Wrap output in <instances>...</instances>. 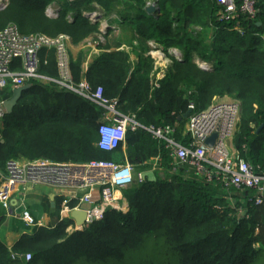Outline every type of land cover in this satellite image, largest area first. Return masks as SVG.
I'll use <instances>...</instances> for the list:
<instances>
[{"label":"trees","instance_id":"trees-1","mask_svg":"<svg viewBox=\"0 0 264 264\" xmlns=\"http://www.w3.org/2000/svg\"><path fill=\"white\" fill-rule=\"evenodd\" d=\"M52 1L58 15L48 16L46 5ZM90 2L134 26L140 39H154L165 52L178 48L183 57L172 58L158 87L151 88L150 56L138 53L132 66L127 54L111 51L82 72L79 55L70 61L75 81L85 76L92 87L102 86L106 97L117 99L121 113H134L144 126L183 125L186 119L179 117L189 100L199 110L215 95L236 98L241 113L234 147L252 164L264 165V0L254 21H242V34L230 29L232 22L217 19L213 0H157L155 14L146 12L144 0H9L0 9V29L15 23L24 34L65 33L77 44L98 31L101 15L93 21L82 10ZM209 22L217 30L208 44ZM190 25L202 29L188 30ZM193 53L212 59L213 67H198ZM47 59L40 71L56 77L52 50ZM30 84L1 120L2 169L7 161L24 157L56 162L125 158L144 170L158 156L156 179L123 189L126 211L107 209L82 229L66 232L73 220L64 218L54 227L39 226L22 235L10 249L0 240V264H264V202H250L249 190L243 196L232 191V196L186 166L173 172L164 144L142 128L127 130L125 151L123 143L113 151L100 150L93 142L103 109L53 85ZM12 90L0 89V101L9 99Z\"/></svg>","mask_w":264,"mask_h":264},{"label":"built area","instance_id":"built-area-1","mask_svg":"<svg viewBox=\"0 0 264 264\" xmlns=\"http://www.w3.org/2000/svg\"><path fill=\"white\" fill-rule=\"evenodd\" d=\"M213 1L217 7V19L232 22L230 29L242 34V21H254L263 0ZM3 2L0 0L1 8L5 7ZM51 5L53 12L59 9L57 3L52 2L46 7V12L50 11ZM94 14L98 13L92 12V16ZM71 45V39L65 33L56 36L39 32L24 34L15 23H8L0 29V89H14L34 81L70 91L103 109V118L97 126L96 146L100 150L113 151L125 142L127 130L142 128L164 144L172 159L170 166L173 172L186 166L206 181L217 182L225 190H236L239 196L249 190L248 200L255 205L263 204L264 165L249 162L233 144L241 113V102L238 99L213 97L207 107L199 110L193 100H189L187 109L191 112L180 130L177 124L144 126L136 120L134 113H121L117 108V99L106 97L102 86L92 87L85 76L78 81L73 79L70 68ZM51 50L58 69L56 77L40 71L41 66L47 63L48 52ZM209 67L202 66L206 69ZM153 85L158 86L156 80ZM4 102L0 101V122L5 114ZM212 133H216V137L213 145L208 146L205 139ZM157 163L158 156L155 157V169ZM143 172H135L134 166L125 158L123 161L67 162H53L44 158L27 161L11 159L7 161L0 180V208L7 209L12 205L21 207L17 215L25 226H44L27 208L23 192L29 185L48 183L60 188L58 194L62 200L57 222L64 218L72 219L70 214L73 210H83L85 219L82 226H77L72 219V225L67 227L82 229L101 219L107 209L127 208L125 199L116 193L135 181H143ZM229 199L232 198L229 196ZM240 211L242 214L243 210ZM16 257L21 255L13 254V258ZM24 258L28 260L30 254H25Z\"/></svg>","mask_w":264,"mask_h":264},{"label":"crops","instance_id":"crops-1","mask_svg":"<svg viewBox=\"0 0 264 264\" xmlns=\"http://www.w3.org/2000/svg\"><path fill=\"white\" fill-rule=\"evenodd\" d=\"M52 2H54V1H52ZM49 4L50 3H48L46 6H48ZM94 6L97 8V9L94 8L95 11L98 10V12H99L101 10V7L95 2H94ZM155 7H156L157 11H159L157 0H155ZM98 26H99L98 31L95 33L96 34L95 36H93V37L89 36V37L83 39L82 41H80L79 43L72 44L70 46V55H71L72 59H76L79 55L81 56L80 68L82 69V72H86L89 65L93 61H95L96 59L101 57L103 54H106L107 52H111V51H120L124 54H127L129 57L128 60L132 63V66L135 62H138L139 55H138L137 50L139 49L138 45H139L140 38H139V35L137 34L136 30H134L133 34L131 32L129 35L128 32H126V33L124 32L125 31V30H123L124 28H119V29L114 28L117 30H113L114 32H111V30H112L111 25H109V23L107 24L106 22H100ZM193 26L197 27L198 30L202 29V27L199 25H193ZM216 30H217V27L209 22L208 25L206 26V32H205V34H206L205 42L206 43L209 44L212 42V38L214 37ZM119 36H120V38H119ZM111 37L112 38L114 37V39L112 40L113 43L109 42L106 44L107 41H111V40H109ZM91 39H94V40H91ZM96 39H97V41H95ZM155 45L162 46L161 44L156 43V42H155ZM172 49L180 51V49H178V48L173 47ZM161 51L163 53H168V56H169L168 59L172 61V58H174V57L171 56L170 51L165 52L163 50V47L161 48ZM181 55L183 56L182 52H181ZM193 55L204 60L205 62H208L210 64L211 68L213 67L212 59L202 58V57L198 56L196 53H193L192 54V61H193ZM145 56L151 57L150 53L145 55ZM153 57H154V60L151 57V59L153 61H152V67H151L150 74H149L151 88H154L153 84H154L155 80L157 81V84L159 85V83H158L159 80L164 77L166 72H168V69L165 72L164 71L165 68H160L161 66L155 62V56L154 55H153ZM158 57H159L158 59H160L162 62L166 61V63L168 64V60L166 59L165 56H163L162 54H158ZM165 67H166V64H165ZM132 69L133 68L130 69V72L132 71ZM102 118H103V113L99 116L98 123L102 120ZM183 119H186V118H183ZM176 124L180 130V128L181 129L183 128L185 123L183 125H181L179 123H176ZM2 127H3V122L1 121L0 122V128H2ZM96 133H97V128H96ZM96 135L98 138V134H96ZM2 139L3 138L0 136V140H2ZM96 141H97V139L93 142V144L95 146H96ZM122 148L125 151V148H126L125 142H123ZM124 151H123V154L125 155ZM123 157H125V156H123ZM18 158L22 159V160H26V161L29 160V159L24 158V157H18ZM118 159H120V158H118ZM48 160H50V159H48ZM51 161H53V160H51ZM53 162H56V161H53ZM60 162H67V161H60ZM148 163L151 164L150 169H144L143 170V169L136 168V170L137 171H139V170H142V171L153 170L154 171V169H155V157H151L148 160ZM4 172H5V167L3 169L0 167V180H1V176L4 174ZM58 190H60L59 187L53 186L51 184L38 183V184H34V185H29L27 190H25L23 192L24 203L26 204V202H25L26 199L29 203V204H26L27 208L30 210L32 215L37 220H41L43 222L44 226H53L57 223L58 209H59L60 201L62 200L61 199L62 197L58 194ZM118 193H119V196L122 197V199H125L123 197L122 191H120ZM55 203L58 205L56 206ZM126 204H127V202H126ZM17 214H18V208L15 207L14 205H12L10 208H7V209L0 208V240L9 249L21 238L22 235L32 233L33 230L35 229V228H29V227L25 226Z\"/></svg>","mask_w":264,"mask_h":264},{"label":"rangeland","instance_id":"rangeland-1","mask_svg":"<svg viewBox=\"0 0 264 264\" xmlns=\"http://www.w3.org/2000/svg\"><path fill=\"white\" fill-rule=\"evenodd\" d=\"M145 1V6H148L149 4L151 5V4H154L155 5V0H144ZM8 2H9V0H4V6H6L7 4H8ZM82 6H84V8L82 9V10H84L83 11V13H86V12H89L90 14H92V12H97L98 14H101V18L98 20L99 21V23L100 22H106L107 24L109 23V25H111V28H112V30H111V32H114L113 30H117V29H119V28H124L123 30H125L124 32L126 33V32H128L129 33V35H130V33L132 32V34H133V32H134V30H135V27L134 26H132V25H129V24H126V23H122V19H121V17L120 16H116L114 13H104V11H102V10H100L99 12H98V10L97 11H95V9L94 8H96L95 6H94V2H90V3H88V4H85V5H82ZM53 7H52V5H51V7H50V11L49 12H46V14H48V16H54V15H58V12H53V9H52ZM3 9V8H2ZM97 9V8H96ZM152 14H155V13H152ZM106 16V17H105ZM91 20H93L94 18L93 17H91V16H88ZM105 17V18H104ZM95 20V19H94ZM99 27V26H98ZM117 27V29H114V28H116ZM188 30H194V31H198V29H197V27H195V26H193V25H191L190 27H189V29ZM96 34H93V35H91V37H93V36H95ZM116 38V37H115ZM119 38H120V36H119ZM114 39V37L112 38H110L109 40H111V41H107L106 42V44L107 43H109V42H112V40ZM91 40H94V39H91ZM95 41H97V39L95 40ZM155 40L154 39H149V40H143V39H140L139 40V45H138V50H137V52L138 53H142V54H144V55H147V54H149L150 53V55H151V57H152V59L154 60V57H153V55L155 56V62L156 63H158V65H160L161 67L160 68H165L164 69V71L166 72V70L167 69H170L171 68V66H172V64H173V61H171V60H169L168 58H169V56H168V53H163L162 51H161V48L163 47V46H159V45H155ZM113 43V42H112ZM157 43V42H156ZM173 48V47H172ZM172 48H168V51H170L171 52V56H173L175 59H178V60H180L183 56L181 55V52L179 51V50H173ZM140 51V52H139ZM165 51V50H164ZM158 54H162L163 56H165L166 57V59L168 60V64L166 63V61H161L160 59H158L159 57H158ZM163 59V58H162ZM152 60V61H153ZM198 60H199V62H198ZM165 62V63H164ZM172 62V63H171ZM193 62L198 66V67H201L202 68V66H201V63L200 62H202V61H200V59L198 58V57H196V56H194L193 55ZM165 64H166V67H165ZM205 64H207V65H204L203 67H205V66H210V64H208V63H205ZM210 68V67H209ZM217 98V99H227V98H231L230 96H228V95H225V96H218V95H215L214 96V98ZM213 99V98H212ZM212 99H211V101H212ZM66 161H71V160H66ZM134 170H135V172L137 171L136 170V168L134 167ZM230 190V192H231V194H232V191H234L233 192V194H237L238 195V193H237V191L236 190H234V189H229ZM233 194H232V196H233ZM25 202H26V204H29L28 203V201H27V199L25 200ZM123 209V211H126L127 210V208H122ZM240 214H241V212H240ZM76 230H79V229H73V227H72V229H67L66 228V232H68V233H71V232H73V231H76Z\"/></svg>","mask_w":264,"mask_h":264},{"label":"water","instance_id":"water-1","mask_svg":"<svg viewBox=\"0 0 264 264\" xmlns=\"http://www.w3.org/2000/svg\"><path fill=\"white\" fill-rule=\"evenodd\" d=\"M1 7L2 6L0 5V9H1ZM145 10L148 14H152V13H156V12L159 13L154 4H151V5L149 4L148 6L145 7ZM85 15L89 16V13L86 12ZM91 17H93L96 20V18L98 17V14L97 15L94 14L93 16L91 14ZM257 24L259 25L260 22H258ZM203 69L208 70L206 68H203ZM30 86H31V84H26L24 86L14 88L12 90L11 97L9 99L5 100V102H4L6 113H10L13 110V107L17 104V102L21 96L22 91L28 89ZM190 112H191V110L187 109V111L183 114L182 117H179V119L187 118L188 115L190 114ZM215 137H216V133H212L209 137H207L205 139V143L208 146H212L213 142L215 140ZM142 175H143V178L147 179L148 181H154L156 179V175H155L153 170L144 171ZM12 204H14L13 201H12ZM20 209H21V207L18 208V212L20 211ZM244 213H245V210H243L242 214H244ZM70 216L72 219H74L75 224L77 226H82L84 219H85V212L83 210H73L71 212Z\"/></svg>","mask_w":264,"mask_h":264},{"label":"bare ground","instance_id":"bare-ground-1","mask_svg":"<svg viewBox=\"0 0 264 264\" xmlns=\"http://www.w3.org/2000/svg\"><path fill=\"white\" fill-rule=\"evenodd\" d=\"M117 28V27H116ZM200 59V58H199ZM200 60H202V59H200ZM204 65H207V64H205L204 62H201V66H204ZM117 195L119 196V193L117 192Z\"/></svg>","mask_w":264,"mask_h":264}]
</instances>
